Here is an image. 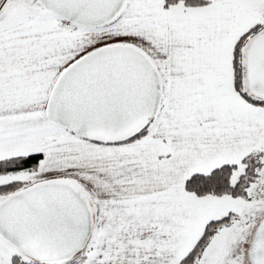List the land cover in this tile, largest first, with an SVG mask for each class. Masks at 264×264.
<instances>
[{"label":"snow or ice","instance_id":"1","mask_svg":"<svg viewBox=\"0 0 264 264\" xmlns=\"http://www.w3.org/2000/svg\"><path fill=\"white\" fill-rule=\"evenodd\" d=\"M0 264H264V0H0Z\"/></svg>","mask_w":264,"mask_h":264}]
</instances>
